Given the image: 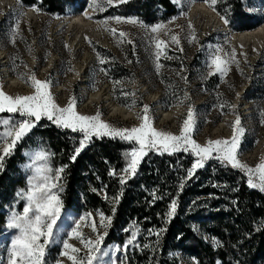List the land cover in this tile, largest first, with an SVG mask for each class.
Instances as JSON below:
<instances>
[{"label": "rangeland", "instance_id": "rangeland-1", "mask_svg": "<svg viewBox=\"0 0 264 264\" xmlns=\"http://www.w3.org/2000/svg\"><path fill=\"white\" fill-rule=\"evenodd\" d=\"M170 1L180 12L174 16L173 23H168L173 17L163 23L171 30L168 35L164 31H151V26L160 22L157 14L148 17L151 25L142 21L137 24L116 23L109 19L108 27L117 29V35L113 36L97 21L115 16H134L112 14L109 11L112 6L107 7L104 12L93 13L88 8V0H78L79 4L69 6L62 16H50L42 11L37 13L33 11V7H23L19 0H0V85L3 86V91L12 96L31 94L33 89L19 79L17 73L27 77L34 72L39 80H51L50 91L61 107L72 96L77 101L76 111L80 114L95 115L99 110L103 121L114 127L131 128L139 126L137 115L144 105H148L153 126L175 135H179L180 127L184 119H187V112L191 107L195 119L191 135L201 145L208 139H231L232 125L238 116L239 127L244 129L240 137L238 159L249 166H255L264 156V44L247 52L239 43L232 41V34L236 32L220 18L229 17L225 0L219 6L216 3L215 10L205 0H179V3ZM200 3L213 12L220 24H223V29H230L232 34L213 28L204 17L189 20V11ZM241 5L246 14L257 19L256 27L264 23V3L261 0H241ZM216 8H220L223 15ZM27 9H31L32 13ZM85 11L91 19L84 17ZM75 16L82 17V24L68 25L69 19ZM189 23L197 37L192 43H189L192 31L188 28ZM17 25L18 30L13 35ZM120 31L126 33V37L120 38ZM173 34L179 36V44L171 42L170 36ZM155 39L167 42L165 54L158 61ZM217 47L228 53L234 49L239 61L238 66L230 65V70L223 79L219 74L209 75L208 61ZM98 56L106 60L105 68H101ZM157 63L161 65L159 69L156 67ZM112 75L121 76L122 79H113ZM214 76L219 83L213 91L208 90L207 87H211L214 81L209 79ZM116 81L120 83H114ZM175 107L177 109L173 115L165 114ZM9 118L22 119L18 113H0V119ZM47 122L50 121L42 118L37 126ZM29 134L22 140V161L18 165L22 185L17 186L2 207L4 225L0 228V264H7L10 243L16 234L15 230L6 227L9 210L15 206L22 211L24 205V201L18 199L17 191L26 187L29 174L23 167L27 162L25 152L43 147L39 143L28 141ZM12 156L13 154L6 157L4 164ZM89 213L92 214L91 217L81 221L80 231L83 236L95 240L97 232L107 233L110 226L107 229L100 227L97 212H76L62 207L53 242L48 246L45 256L46 264H55L57 259L63 264H70L66 257L59 256L63 240L68 239L67 233L75 227L76 221ZM93 222L97 232L92 230ZM191 226L204 242H209L208 237L200 232L197 222H193ZM106 235L101 244L104 255L99 264H123L125 257L129 258L128 255L141 246L138 235L127 249L123 247L126 242L106 243ZM69 242L82 249L81 256L85 254L78 239L72 238ZM170 258L177 264H196L193 258L180 251L172 252Z\"/></svg>", "mask_w": 264, "mask_h": 264}, {"label": "trees", "instance_id": "trees-1", "mask_svg": "<svg viewBox=\"0 0 264 264\" xmlns=\"http://www.w3.org/2000/svg\"><path fill=\"white\" fill-rule=\"evenodd\" d=\"M19 1L25 8L36 7L50 16L65 15L69 6L79 4L78 0ZM217 1L219 6L223 0ZM225 2L228 27L233 32L254 30L257 19L243 11L241 0ZM109 11L134 16L149 25V16L158 14L159 23H165L180 12L170 0H131L112 6ZM216 11L223 15L220 8ZM102 67L106 64H101ZM111 77L122 79L121 76ZM215 78L209 79L214 81L208 90L213 91L219 83ZM80 136L47 122L32 129L27 140L53 153L54 166L68 165L64 189L60 193L65 210L99 211L112 217L106 243L126 242L131 233L125 229L138 232L141 246L133 250L129 258L125 257L123 264H177L170 258L174 251L193 258L196 264H264V192L248 187L244 172L210 158L204 167L187 178V170L196 159L190 152L161 154L152 150L143 157L136 174L121 185L119 174L125 167L122 154L130 150L132 144L119 138H93L72 162L69 156L78 146ZM23 144L22 141L16 147L0 171V228L4 225L2 207L17 186L22 185L18 165L22 161ZM110 171L117 175H109ZM117 196L118 203L113 200ZM173 199L177 206L169 220L165 214ZM193 222H197L209 242L196 234L191 226ZM150 229L166 230L157 237L149 234Z\"/></svg>", "mask_w": 264, "mask_h": 264}, {"label": "snow or ice", "instance_id": "snow-or-ice-1", "mask_svg": "<svg viewBox=\"0 0 264 264\" xmlns=\"http://www.w3.org/2000/svg\"><path fill=\"white\" fill-rule=\"evenodd\" d=\"M127 2L128 0H88V8L93 13L104 12L107 7ZM174 2L179 3V0H174ZM205 3L215 10L217 0H205ZM33 11L39 13L40 10L33 7ZM84 15L88 19L92 18L87 11H85ZM220 18L225 25L229 24L226 16H221ZM109 19L114 20L116 23H142L134 17L121 16L97 21L105 31L110 32L113 36L117 35V29L108 27ZM174 21L175 17L168 23H173ZM188 28L192 30L191 23L188 24ZM17 30L18 25L13 30V35H15ZM151 31L153 33L164 31L168 35L171 30L167 28V25L158 23L151 26ZM118 35L120 38H124L127 34L120 31ZM85 39L88 38L86 37ZM170 40L174 44L180 43L179 36L175 34L170 36ZM196 40L195 31L192 30L189 43ZM154 42L158 49L156 52L158 61L160 56L165 54L164 48L167 47V42L159 39H155ZM240 54L243 55V53ZM236 57L237 53L234 49L228 53L219 47L215 48L208 61L209 75L219 74L223 79L230 70V65L237 64L238 66L239 61ZM98 60L101 64L106 63V60L99 56ZM25 67L27 66L25 65ZM156 67L159 69L161 65L157 63ZM17 75L19 79L29 84L33 92L29 95L12 96L5 93L3 86L0 85V113H18L22 117L20 120L0 119V171H3L5 158L14 153L17 144L37 126V123L42 118H47L61 130L70 129L72 132L81 134L78 146L74 148L73 153L69 156L72 162H75L78 155L91 144L93 138H119L121 141L131 143L132 147L130 150H126L122 154L125 160V167L121 169V185H124L127 179L136 174L141 160L149 151L155 150L161 154L164 152L172 154L184 151L190 152L196 157L191 167L187 170V178H191L198 168L204 167L206 160L216 158L221 163H227L232 168L244 172L248 178V187L264 192V156L260 158L255 166H249L238 159L240 137L244 131L242 127H239L238 116L232 125L233 135L231 139H208L205 144L201 145L191 135L195 126L194 113L191 107L188 109L187 119H184L180 127L179 135L156 129L153 126V119L149 114L150 108L148 105H144L141 113L137 115L140 120L139 126L119 128L103 121L99 110H97L95 115H83L77 112L75 97L70 96L68 103L64 107L59 106L50 91V79L39 80L34 72L27 77L22 73H17ZM114 83L118 84L120 82L116 81ZM221 107H224V105L221 104ZM262 123H264V120H262ZM53 155V153L43 147L25 152L27 162L23 167L26 173L29 174L26 178V187L17 191V197L24 201V205L22 211L17 210L15 206L10 208V214L6 221V227L16 231L10 243L7 264H46L47 249L53 242L55 229L63 207L60 193L64 189V173L68 167V165L54 167L51 164ZM109 175L114 176L117 173L110 171ZM183 186L184 183L182 181L180 188L182 189ZM93 190L95 191V189ZM156 198L158 197L154 196V199ZM113 200L118 203L119 196L114 197ZM176 206L177 201L173 199L165 214L169 220L174 216ZM114 212L115 209H113ZM91 215L89 213L86 216H81L76 221L75 227L67 233L68 239L63 240L62 251L59 256L66 257L70 264H99L102 260L104 253L101 244L107 233L100 234L97 232L95 222L91 224L93 232H97L95 240L86 239L80 231L81 221L86 220ZM97 215L100 217V227L107 229L111 224L112 217L105 216L99 211ZM165 230L156 231L150 229L149 234H155L159 237ZM125 231L131 233L130 238L123 245L127 249L129 245L135 242L138 232L132 231V229H125ZM72 238L78 239L83 246L85 250L83 256L80 255L82 249L75 247L69 242ZM144 247H148V245H144ZM55 264H63V262L57 259Z\"/></svg>", "mask_w": 264, "mask_h": 264}, {"label": "bare ground", "instance_id": "bare-ground-1", "mask_svg": "<svg viewBox=\"0 0 264 264\" xmlns=\"http://www.w3.org/2000/svg\"><path fill=\"white\" fill-rule=\"evenodd\" d=\"M32 13V11H29ZM85 17V16H84ZM188 19L189 20H197L199 17H204L206 21L211 25L213 28L216 29H223V24L221 25L217 17L211 12L208 8L205 7L204 4H196V6H193L191 10L188 13ZM204 21V20H203ZM83 22L82 17L75 16L69 19L67 22L68 25H81ZM232 34V33H231ZM232 41L236 44L239 43L242 49H244L247 52H250L255 47H260L264 44V23L259 25L257 28H255L252 31H247L243 33H236L232 34L231 37ZM79 43V41H78ZM177 107L175 109L165 113L167 116L173 115L176 112Z\"/></svg>", "mask_w": 264, "mask_h": 264}, {"label": "water", "instance_id": "water-1", "mask_svg": "<svg viewBox=\"0 0 264 264\" xmlns=\"http://www.w3.org/2000/svg\"><path fill=\"white\" fill-rule=\"evenodd\" d=\"M222 32L225 33V34H231V33H232V31H231L230 29H228V30L223 29ZM244 32H245V31H244Z\"/></svg>", "mask_w": 264, "mask_h": 264}]
</instances>
